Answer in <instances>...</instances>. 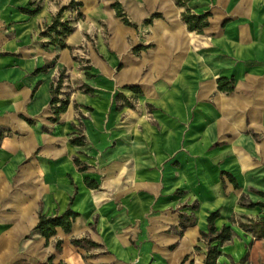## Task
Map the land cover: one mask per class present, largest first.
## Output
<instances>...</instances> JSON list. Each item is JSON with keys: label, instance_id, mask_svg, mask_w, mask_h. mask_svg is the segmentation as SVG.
Masks as SVG:
<instances>
[{"label": "crops", "instance_id": "crops-1", "mask_svg": "<svg viewBox=\"0 0 264 264\" xmlns=\"http://www.w3.org/2000/svg\"><path fill=\"white\" fill-rule=\"evenodd\" d=\"M69 1L0 0V264H42L50 255L54 263L98 264L95 261L102 259V264H115L117 257L126 264V260L133 261V251L137 250L129 238L144 249L150 244L160 251L154 264H162L163 245L169 252V264H202L205 250L198 240L199 232L206 231V217L211 211L219 210L220 216L215 220L217 228L228 224L232 215L264 216V208L238 204L242 193L251 201L264 200L258 195L254 199L250 192L244 191L252 184L264 191V171L256 173L254 170L261 162L264 164V0H211L213 7L210 9L206 6L210 0H189L187 7L193 13L210 14L208 26L199 33L211 34L208 46L198 54L190 51V36L178 29L164 39L169 41L171 53L165 51L161 65L152 68L151 83L144 86L139 81L145 65L152 62L146 56L127 57L128 63L118 77L125 92L115 94L116 100L122 99L117 110L130 107L131 94L141 96L143 91L150 99L161 98L169 112L178 116L176 119L186 121L196 97L202 102L198 123L187 129L186 146L192 156H199L202 169L210 173V179L198 182L199 207L190 213L193 223L181 234H178L181 230L179 214L184 212L168 220L162 214L166 205L155 200L158 183L149 182L141 175L130 177L132 172L149 169L148 163L139 157L145 154L141 142L131 141L125 133L112 147V154L102 161L108 171H119L122 178H128L123 185L118 184L120 176L107 185L89 173V162L78 156V151L91 145L88 137L81 134L83 145L70 143L76 107L80 103L92 105L90 101L95 93L92 85L85 83L92 88V93L84 92L81 86L68 93L67 83L63 82L58 96L68 98L66 110L59 114L57 121L49 119L53 115L51 84L61 70L65 74L67 69L77 66L76 48L83 44L88 33L87 20L91 22L89 25L98 22L107 5L105 10H109L108 16L113 23L115 19L110 10L115 11L114 3L125 13L120 0H75L81 2V6L63 13L64 19L74 20L73 32L64 39L68 47H44L48 38L40 32ZM136 1L160 14L147 23L151 25L155 20L154 33L162 32L163 13L173 8L176 19L186 27L181 19L184 8L177 6L174 0ZM36 5L40 10L35 14L22 11ZM77 12L82 17L75 19ZM114 16L117 17L115 12ZM134 25L123 23L117 37H124L131 27L136 29L137 24ZM46 64L51 66L35 71ZM220 76L233 79L232 91L226 93L217 89L216 79ZM129 86H138L140 92L128 89ZM212 92L215 95L209 104L205 98ZM157 135L150 138L152 149L166 154L173 151L178 138ZM195 139L197 141H193ZM132 156L135 160L131 164L128 160ZM74 157L80 160L79 165ZM215 163L219 164V170L214 168ZM221 171L230 172L239 188H234L225 175L222 180ZM86 177L95 180L98 187L86 186ZM255 180L259 181L255 183ZM153 202L158 204L151 214ZM67 208L78 213L70 232L58 227L46 240L33 231L39 214L53 216ZM254 209L257 213L251 214ZM232 228L234 235L220 247L216 264H264V237L255 238L236 225ZM148 236L150 241H146ZM83 237L99 244L100 257L98 252L84 256V251L91 253L97 247L83 248L70 242L71 238ZM57 240H61L60 250L55 249ZM195 245L199 250L194 249ZM116 251L120 255L115 256ZM121 251L132 254L127 259ZM88 258L94 262L89 263Z\"/></svg>", "mask_w": 264, "mask_h": 264}, {"label": "rangeland", "instance_id": "rangeland-1", "mask_svg": "<svg viewBox=\"0 0 264 264\" xmlns=\"http://www.w3.org/2000/svg\"><path fill=\"white\" fill-rule=\"evenodd\" d=\"M120 2L125 12L124 14L132 24H137V28L131 27L124 37H117L118 28L123 25L122 20L120 17L114 16L115 11L112 9L110 12L113 14L115 21L113 22L114 24L111 23L108 16L109 10H105V8L107 9L106 5L103 13H101L104 15H101L98 22L93 21L89 25L91 22L87 20L88 24L85 29H87L88 33L84 37L83 44L76 48L77 66L65 71L63 82L67 83L66 92L69 93L70 90L84 83L92 85L95 89L94 98L90 101L92 105L80 103L76 107L75 128L72 130L74 133H70L69 135L74 137L84 134L86 138H89L91 145L85 146L83 151H78V156L82 160L89 162L91 168L89 173L94 174L98 180L104 181L107 185H110L113 179L115 180L117 176H120L118 174L119 171L110 172L106 169V166L104 167L105 164L102 163L108 155L112 154V147L117 145L118 138L127 133L131 137V141L141 142L145 154L139 155V157H142V160L148 163L149 169L142 172H132L130 173V177L136 178L137 175H141V177L149 182L156 181L158 183V196L155 200L159 203L162 201V204L166 205L162 208V214L169 220L171 216L179 212L190 214L195 210L192 209L194 204H196V209H198L199 201L196 199L198 196V182L200 180L204 181L206 178L210 179V173L202 169L201 161L197 158L199 156H192L186 146L187 129L190 125L198 123L197 115H199V110L201 111L202 102L196 97V102L194 103V107H192L193 110L191 109V113L186 121L176 119L178 116L172 115L169 112L161 98L150 99V97L144 95L143 91L141 96L131 94L130 107L117 110L116 106H121L122 99L116 100L115 94L119 91H124L118 77L125 63H128L127 57L140 58L146 56L152 62L145 65L141 75L142 78L139 80L145 86V84L151 83L149 82V78H151L150 73L153 72L154 67L161 65L164 52L167 51V54L171 53L170 43L164 39L170 38L173 31L179 29L185 35L190 36L189 49L196 54L202 52L203 48L208 46L211 34H199L194 31H188L176 19V9L173 7V10L168 13L163 11L162 34H156L153 31L155 20H153L151 25L144 22L155 11H149L144 4L136 0H120ZM206 6L209 9L213 7L211 0L207 1ZM175 22L178 24L173 26ZM187 31L189 34H187ZM86 72L90 74V77H87ZM214 95L215 92L210 93L205 98V101H208L210 104ZM200 118L202 121V117ZM155 133L158 134L157 136L162 134L164 138L167 134L171 139L173 137L175 139L178 138L173 151L166 154L160 150H153L149 145V141ZM96 137H99V140ZM253 137L257 139L258 136L256 137L253 134ZM216 145H219V143ZM133 160H135L134 156L128 160V163L132 164ZM116 161L119 162V160ZM262 163L254 169L256 173H260L261 170L264 171V164ZM111 165H114V163L111 162ZM214 168L219 170V164L215 163ZM120 177L118 184L123 185L122 182H126L128 178H122L123 175ZM257 181L259 180H255V183ZM251 189L258 190V187L256 184H252L246 187L244 191L250 192L252 194H250L251 197L256 199L257 196L255 195L257 194H254ZM157 202H153L151 214L152 211H155ZM250 213H257V210L254 209ZM216 225H219V223L216 222ZM150 239L151 237L148 236L146 241H150ZM129 240L137 250L133 251V261L126 260V264H154L153 260L157 257L156 255L160 254V251L155 249L154 245L148 244L146 249H144L140 244L135 243L134 239L129 238ZM202 243L204 250H206L204 241ZM163 247V251L161 252L162 264H169V252L165 249V245ZM92 252H98V257H100L102 249L97 247L91 253L84 251V256L94 255ZM114 253L116 254H114L115 256L120 255L117 251ZM120 253H125L124 256L127 259L132 254L131 252L124 251ZM98 257L94 259L97 260ZM115 258V264H119L118 262H122L123 264L122 258ZM91 260L92 258H88L89 263L94 262ZM101 260L98 259L95 262L102 264Z\"/></svg>", "mask_w": 264, "mask_h": 264}, {"label": "trees", "instance_id": "trees-1", "mask_svg": "<svg viewBox=\"0 0 264 264\" xmlns=\"http://www.w3.org/2000/svg\"><path fill=\"white\" fill-rule=\"evenodd\" d=\"M189 0H174L175 4L179 7H183V11L181 12V19L186 24V27L190 31H195L196 33H202L203 29L208 26V16L209 12L203 13H193L188 7L187 2ZM32 4V3H30ZM81 6V2L70 0L68 4L63 5L59 8V10L52 16L49 24H46L43 30L40 32V35L43 37H47L48 40L43 43V46L46 47L48 45H52L57 48H66L68 45L65 43L64 39L67 35L73 32V19H64L63 13L68 9H78ZM115 8V14L117 17H120L124 24L135 26L132 24L126 15L122 12L117 3L113 4ZM40 10V6L36 5L33 9H22V11L35 14ZM160 14L155 12L151 14V16L144 20L145 23H151L152 19L155 17H159ZM82 14L80 12L76 13L75 19L81 18ZM51 65H44L41 68H37L35 71H42L49 68ZM87 77H90V74L86 72ZM63 79H64V70H61L58 73L57 78L51 84V94L52 98L50 101L52 116H50V120L52 122L57 121L60 113L66 110L68 104L67 97H59L58 95L61 93L60 90L63 87ZM217 89L221 92H230L233 90V79L226 78L224 76H220L216 79ZM84 92L92 93V88L87 84H82ZM128 89L134 92H140L138 86H129ZM30 122V120H28ZM70 143L75 145H83L84 144V136H74L70 139ZM74 162L76 164H80V160L77 157H74ZM84 168V166L82 167ZM223 175H225L229 182L232 183L234 188H239V185L235 179V177L227 171L220 172V178L223 180ZM86 186L90 188H97L98 184L95 180L85 178ZM255 194L262 197L264 199V191L251 189ZM72 200V198H70ZM238 204L241 206H246L249 208H264V200L263 201H251L248 199L245 193H242L239 197ZM192 209H196V204L192 206ZM78 215L77 212L72 210L71 208H67L61 214L47 216L45 214L38 215V221L33 228V231L43 236L46 240L53 236L56 232V228H61L64 232L68 233L71 230L72 222ZM220 216L219 210L216 209L211 211L206 217L207 229L206 231L200 230V237L198 240L204 241L206 245V250L204 253V259L202 264H216V260L220 255V247L223 243L229 241L234 235V230L232 228L233 225H236L243 230L249 231L253 234L255 238L264 237V216L257 218H250L245 215H241L238 218L235 215H232L229 219L228 224H223L220 228L215 226V220ZM193 214L187 215L184 213L179 214V227L180 231L178 234H181V231L189 225L193 223ZM245 219V220H243ZM71 244L78 247L83 248H92L97 247L99 244L86 238H71ZM55 249H61V240H57L55 243ZM195 250H199V246H194ZM185 256L184 259H186ZM53 255L47 257L46 261L42 264H64V262L59 261L54 263L52 261ZM192 264V262H190Z\"/></svg>", "mask_w": 264, "mask_h": 264}]
</instances>
